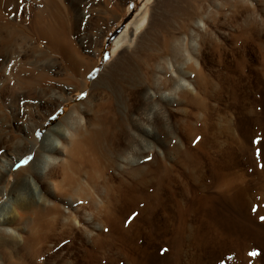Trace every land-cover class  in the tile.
<instances>
[{
  "label": "rangeland",
  "instance_id": "1",
  "mask_svg": "<svg viewBox=\"0 0 264 264\" xmlns=\"http://www.w3.org/2000/svg\"><path fill=\"white\" fill-rule=\"evenodd\" d=\"M64 1L70 12L69 41L62 46L63 49L56 51L50 44L45 45L47 42H39L36 31L29 27L32 25L33 12L35 9L38 11L41 6V0H0V148L4 146L9 151L16 152V155L25 154L31 145L29 140H32L33 128L39 127L41 135L37 138L41 139L44 132L58 122L73 104L83 101L90 81L101 68L116 59L115 67L122 66L126 76L130 78L127 80L129 91L126 88L123 92L111 91L114 95L111 96V93H107L110 89L107 91L104 81H100L89 92L96 103L111 97L117 109L124 107L122 105L129 106L131 123L127 125V138L124 137L126 146L122 143L119 153L124 156L128 148L131 151L132 147H136L135 133L138 132L136 128L139 123L149 131L152 129L148 137L152 146L149 143L147 146L143 144L146 148L141 164L150 168L158 154L156 157L164 161L165 165H171L176 177L175 189L187 206L193 204L192 200L198 196L211 195L220 217L219 223H222L220 227L226 233L223 239L212 242L213 228L200 215L195 213L196 215L190 216L180 264H245L244 257L238 258L232 252L236 242H241L238 244L241 247L244 241L250 242L257 258L256 264H264V174H261L264 173V0ZM146 8L144 24L135 32L133 22ZM170 28L179 38V51L175 59L169 53L162 52L161 38L169 35ZM252 29L255 35L248 42L241 34L247 36ZM123 34L130 35L132 42L125 41L126 45H122L117 54L113 55L114 40ZM72 49L92 57L96 64L88 73L87 86H84V77L79 87L77 83L65 79L66 55ZM148 55L151 58L147 61ZM160 59H163V66L158 71L156 67ZM29 60L31 63L34 60L33 66L39 67L33 69V73L38 75L31 73L33 81L29 79L31 83L26 84L23 81L28 74L23 68ZM200 76H204L207 90L198 85ZM175 77L183 79L180 81L181 86H177L179 89L170 95L172 83L169 79ZM133 89V93L137 94L130 95ZM145 92L147 94L142 96ZM57 94L68 98V101L61 105ZM201 100L206 101L205 111L199 106ZM76 114L73 117L75 123L81 116V126L91 125L90 111ZM137 114H140L139 117ZM131 119L142 122H133ZM205 119L208 121L205 122ZM142 123L146 125H141ZM189 123L197 129L206 123L210 145L208 154H196L202 158L201 161L195 158L196 160L186 163L184 155L185 144L190 140L186 132ZM251 134L254 142L252 140L250 146ZM239 140L245 141L249 148L238 147ZM107 143L105 141V145ZM31 158V153L26 157L24 155L14 170L28 164ZM66 158H69L68 153ZM124 164L122 168L127 171L128 165ZM55 168L51 169L56 171ZM149 170L146 176H150ZM116 172L119 173V170H111L112 175ZM125 174L124 172L122 175ZM46 177L47 180L56 181L62 175L57 170ZM10 178L7 189L14 180L13 176ZM224 178L232 183L226 193L222 189L220 191L217 185ZM4 199L5 195H1L0 207ZM245 202L248 203L250 212L243 205ZM157 217L152 219L156 220ZM97 218L96 216V229L92 224L84 222L81 231L75 233L82 240L81 247L69 234L56 239L57 243L60 242L55 249V264H126L116 248L108 251L113 259L110 263L109 260L101 259L103 253L98 247L92 249V241L87 239L86 231L95 229L96 234L91 237L96 236V239L106 232V226L99 224ZM160 218L162 222L163 216ZM249 221H252V225ZM139 223H144L146 231L150 230L149 217L142 215ZM206 238H210L207 243L204 242ZM140 242H146L144 234L141 235ZM162 242L148 245L155 255H158L157 249L163 244L171 248L168 241ZM90 250L96 253L95 259L88 255ZM166 254L168 251L159 253V259H165ZM13 256L18 257L16 253Z\"/></svg>",
  "mask_w": 264,
  "mask_h": 264
},
{
  "label": "bare ground",
  "instance_id": "2",
  "mask_svg": "<svg viewBox=\"0 0 264 264\" xmlns=\"http://www.w3.org/2000/svg\"><path fill=\"white\" fill-rule=\"evenodd\" d=\"M69 13L64 0H41V6L38 11L35 9L33 12L32 22L30 23L32 25L29 27L34 28L39 42H47L45 45L50 44L51 48L56 49V51L57 49L60 50L69 41ZM146 16L147 8L133 22L135 32L142 27ZM249 21L254 24L253 20L250 19ZM166 35L167 37L161 38L162 52H167L174 58L179 51L177 45L179 38L177 39V36L173 34L172 28L169 29V35ZM254 35L255 31L253 29L247 36L241 34L248 42L254 38ZM131 38L128 34L118 36L114 40L115 46L112 49V54L115 55L125 41L130 43L133 39ZM81 53L72 49V52L70 51L66 55L67 75L65 79L77 83L78 87L81 86L82 77L85 78L84 86L89 84L88 73L96 65L92 61V57ZM150 58L149 55L146 56L147 61ZM163 59H160L156 67L158 71L163 66ZM29 61H27V64L25 63L26 67L28 65L27 69H24L26 68L25 65L23 66V71L25 70V73L28 74L23 81L26 84L33 81L30 75L33 73V69L39 67L38 65V67L33 66L35 64L33 63L34 60L32 63L31 60ZM114 62H116V59L111 60L101 68L96 77L90 81L87 95L83 101L73 104L58 122L44 132L41 139L37 138L36 135L39 127L35 126L33 128L32 140L28 139L31 141V145L27 148V151L25 150V154L16 155V152L13 153V150L9 151L4 146L0 148V196L5 195L3 204L0 207V264H55L57 257L55 249L60 242L57 243L56 239L63 236V234H69L81 247L82 240L76 237L75 233L81 231L84 222L89 225L92 224L96 229V216L99 218V224L106 226V232L98 235L97 239L96 236L91 237L92 234H96L95 229L87 230L85 235L89 241L91 239L92 249L95 250L98 247V250L103 253L101 259L104 258V261L109 260V263L113 262V259L108 255V251L111 248H116L119 255L125 259L126 264H180L186 240L184 235L188 231L190 216L195 213L200 215L213 228L212 242L219 238L223 239L222 237L226 235L220 227L222 223H219L220 217L213 202L214 198L211 195L204 194L198 196V198L193 197L194 200L191 198L194 201L193 204L188 203L189 206H187L183 197L178 195L175 189L174 178L176 177L174 171L172 172L174 169L171 165V167L167 166V163L165 165L164 161L162 162L157 158L158 154H156L157 157L155 155L150 168L141 164L143 157H145L144 152L147 143L150 144L148 137L152 129L149 131L147 128L141 127L139 123L138 128H136L138 132L135 133L137 136L136 147L134 149L132 147L131 151L130 148L125 147L128 151L125 152L126 154L123 152L124 156L119 153L122 143L125 142L124 139L127 138L125 136L129 129L127 125L131 123L129 122V106H118V110L114 99L111 97L96 103L89 92L90 88L93 89V85L99 84L100 81H104L107 91L110 89V92L107 93L116 90H122L123 92L125 88L130 89V85L127 87V84H129L127 80L130 78L126 76L127 73L123 70V67H115ZM175 78L169 79L172 83V88L169 91L170 95L177 89V86H181L180 81L183 79ZM203 78L204 76L202 78L200 76L198 85L207 90L206 80ZM192 91H194V87ZM131 92L130 95L137 94L133 93L135 92L134 89ZM143 94L147 93H142V96ZM162 94L166 95L163 92ZM102 95L105 98L104 94ZM56 97L60 99L61 105L68 101V98L62 95L57 94ZM204 101L201 100L199 104L202 111L207 109L206 101ZM85 111H90L92 114V122L90 126L84 127L81 126V123H83L81 116L77 123L74 122L73 117L76 112L78 114ZM206 121L208 120L205 119ZM135 123L137 124V122ZM188 125L186 132L190 140L185 144V162L190 163L188 161L195 158L201 161L202 158L197 157L196 154L200 152L208 154L207 150L210 145L206 134L207 125L205 123L199 129L190 123ZM253 137L251 134L250 146L252 140L254 142ZM133 139H135L134 134ZM105 141L108 142L107 145H105ZM18 143L20 145L21 141ZM238 143L237 146L240 148H249V145L243 140H239ZM143 144H146V146H143ZM150 145L152 146V142ZM30 153L32 158L29 163L14 170V167L19 164L24 155L26 157ZM67 153L68 159L66 158ZM123 163L128 165L127 171L123 170ZM53 167H56V171H60L62 175L56 181L46 179L47 175L51 176L56 172L51 169ZM146 168L147 171L150 169V176H146L148 175ZM111 170H119V173L116 172L118 174L114 176L116 173L112 175ZM124 172L126 173L125 176L122 175ZM10 176H13L14 180L10 183L12 186L10 185L11 187L7 189V182L11 180ZM37 179L40 181L38 182ZM221 180L217 182L218 188L226 193L232 183L225 178ZM166 191L167 193H164ZM243 205L246 206L247 211L250 210L247 202ZM134 211L139 213L137 214ZM142 215L150 218L149 231H146L147 227H144V223L141 225V221L139 223ZM154 216H158L156 220L152 219ZM161 216H163L164 222H160ZM142 234L145 235V243L140 242ZM209 240L210 238H206L204 242L207 243ZM162 241H168L171 248L163 244L157 249V252L161 254L168 251L166 258L162 257L163 259L160 260L159 253L155 255L148 245L150 243L159 244ZM239 243L236 242V246ZM250 246V242L244 241L241 247L239 246L240 248L232 246V252L238 258L244 257L245 264H256V255ZM14 252L18 257L13 256ZM49 254L53 257L48 256ZM88 255L91 259L96 258V253L92 250L88 251Z\"/></svg>",
  "mask_w": 264,
  "mask_h": 264
},
{
  "label": "snow or ice",
  "instance_id": "3",
  "mask_svg": "<svg viewBox=\"0 0 264 264\" xmlns=\"http://www.w3.org/2000/svg\"><path fill=\"white\" fill-rule=\"evenodd\" d=\"M36 135H37V137H39V136L41 135V133H40L39 131H37V132H36ZM29 159H30V158H29ZM26 162H27V160L24 161V163H26Z\"/></svg>",
  "mask_w": 264,
  "mask_h": 264
}]
</instances>
